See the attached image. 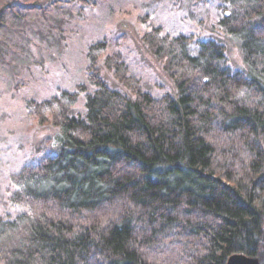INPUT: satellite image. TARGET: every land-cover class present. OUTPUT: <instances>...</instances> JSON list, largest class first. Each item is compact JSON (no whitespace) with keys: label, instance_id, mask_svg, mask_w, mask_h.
Masks as SVG:
<instances>
[{"label":"trees","instance_id":"trees-1","mask_svg":"<svg viewBox=\"0 0 264 264\" xmlns=\"http://www.w3.org/2000/svg\"><path fill=\"white\" fill-rule=\"evenodd\" d=\"M220 31L241 45L247 74L225 49L147 27L142 40L177 97L155 98L121 53L98 67L107 43L87 52V85L39 107L59 127L60 150L12 176L0 216L3 264H227L264 256V0H219ZM147 18L142 19L146 24ZM84 98V116L72 114ZM40 110V111H38Z\"/></svg>","mask_w":264,"mask_h":264},{"label":"rangeland","instance_id":"rangeland-1","mask_svg":"<svg viewBox=\"0 0 264 264\" xmlns=\"http://www.w3.org/2000/svg\"><path fill=\"white\" fill-rule=\"evenodd\" d=\"M219 0H0V216L14 220L24 210L11 203L12 176L60 150L61 131L47 112L30 116L62 92L87 85V52L106 42L98 61L111 89L133 98L107 67L121 53L143 89L155 98L177 97L174 82L145 46L147 27H160L171 36L222 45L230 68L247 74L241 45L223 34ZM146 17V24L142 19ZM72 114L84 116L82 97ZM260 253L264 254L261 248ZM264 264V256L258 257ZM0 264H3L0 262Z\"/></svg>","mask_w":264,"mask_h":264},{"label":"water","instance_id":"water-1","mask_svg":"<svg viewBox=\"0 0 264 264\" xmlns=\"http://www.w3.org/2000/svg\"><path fill=\"white\" fill-rule=\"evenodd\" d=\"M227 264H261L256 256H246L241 254L232 255Z\"/></svg>","mask_w":264,"mask_h":264}]
</instances>
